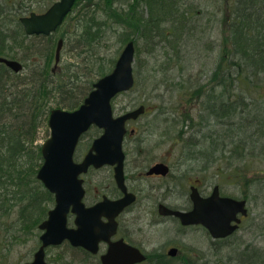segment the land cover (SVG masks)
Here are the masks:
<instances>
[{"label":"trees","instance_id":"trees-1","mask_svg":"<svg viewBox=\"0 0 264 264\" xmlns=\"http://www.w3.org/2000/svg\"><path fill=\"white\" fill-rule=\"evenodd\" d=\"M103 2L108 6L115 3L114 0ZM19 6L21 8H17L14 2L3 3V6L0 3V57L20 60L29 70L24 76L11 74L13 78L26 81L23 87L24 100L22 101V93L19 95L16 91L7 96L10 99L8 103L15 101L16 112H19L17 115L22 118L23 126L28 125L26 131L22 126L21 132L24 135L18 136L21 132L13 123L14 120L11 121L14 117L7 115L8 104L0 105V129L9 128L12 133V137H6L8 139L5 142L0 137V251L19 241V229L31 235L33 229H37L47 218L49 206L54 203V196L37 179L43 165L39 135L42 128H48L51 111L77 110L93 90L94 83L110 73L117 60H107L105 56L95 58L105 33L116 26L106 20L99 23L94 16L86 14L88 20L77 24L76 35L63 34L61 37L65 39L63 58L68 51L84 59L64 64L59 71L53 73L50 61L54 64L57 40L54 37H28L19 19L33 12L32 3ZM257 6L262 9V13L253 8ZM119 7L117 5L115 10L110 11H115L117 19L126 23L125 19L130 12L123 5L122 10ZM129 10L134 11L130 19L135 18L138 33L133 32L126 36L119 34L122 48L129 41H134L136 46H139V40L146 41L145 50L151 55L163 50V67L172 64L177 66L182 60L181 48L184 41L198 31L203 35L209 34L210 24L207 23L215 21L206 22L203 16L198 21L204 25H197L194 18L200 13L194 11V6H188V0H133ZM8 16L14 23L13 29L5 23ZM201 16L202 14L199 17ZM152 17L154 19L150 21ZM217 23L222 32L219 62L208 82L197 83L188 79L187 82H194L195 85L189 89L181 88V97L190 106L185 103L178 104L187 108L181 114L182 120L175 118L177 122L173 126L174 138L178 146L195 148L199 156L209 153L205 149L207 143L210 146L207 149L214 151L211 152L213 154H217L216 150H221L223 157L233 153L239 154L238 156L245 155V158L253 154L250 150L259 148L260 141L264 140V112L258 111L257 106L261 100V104L264 103V0H235L222 9ZM135 34H139L138 39H134ZM27 39L44 41L45 45L36 41L27 44ZM202 44V38H199L197 46ZM171 46L178 47L180 51L171 53ZM212 50L216 51L215 46ZM35 76H41L43 83L37 82V86L30 87L31 79ZM24 102L28 104L22 106ZM195 104L202 108L204 106L209 118L202 115L198 123L195 122L196 117L191 120V109ZM34 121L37 123L29 129ZM217 124H221L220 133L214 127ZM208 125L213 126L207 127ZM186 128L195 130L198 134H189ZM100 132L95 129L89 133V145ZM214 145L219 146L211 147ZM229 147H233V150L229 151ZM261 155L262 152L254 154L255 158ZM232 168V165L222 167L221 175L224 176L230 170L237 177L238 172ZM4 261L5 257L0 254V264Z\"/></svg>","mask_w":264,"mask_h":264},{"label":"rangeland","instance_id":"rangeland-1","mask_svg":"<svg viewBox=\"0 0 264 264\" xmlns=\"http://www.w3.org/2000/svg\"><path fill=\"white\" fill-rule=\"evenodd\" d=\"M38 1L39 0H0V3L3 6V3L6 4V2H9L11 4V2H14L17 8L20 7L19 4L26 5L27 3H32L31 11L42 12V3L44 2L38 3ZM114 1L115 3L112 6H108L103 0H78L74 11L68 17L66 24L62 27L57 36L59 35V37H62L63 34L76 35L77 24L88 20L86 14L94 16L99 23L106 20L109 24L116 27H113V30H109L105 33L103 40L98 46L95 58L98 59L105 56L107 60L111 58L117 59L123 50V45L121 46L118 35L122 33L123 36H126L133 32L138 33V30L136 29L137 23L135 22V18L130 19L134 11L129 10V6L133 3V0ZM234 1L235 0L231 2L225 0H188V6H194V11L199 12L200 15L202 14L201 17H199L200 15H196L194 18V22L197 25H204L202 22L198 21L203 16H205L206 22L207 20L208 22L211 20L215 21L207 23L210 24V28L208 29L209 34L203 35L201 31H198V33L193 34L190 39L188 38L186 39L187 41H184L182 46V60L177 66L172 64L163 67L162 57L160 60H156L154 55L146 52L144 43L139 40V46H137L139 50L136 51L134 63V72L138 84L133 91L126 95H120L113 103L114 112L117 116L135 109L140 105H145L147 107V114L138 122L131 123V125L129 124L128 126V128H137L139 131V134L135 137H131L130 141L126 144V148L129 152L131 148L135 146L150 147L148 149L151 150L156 146H166V148H169L168 146L174 148L178 146L176 144L177 140L174 138L173 126L175 122H177L175 118L182 120L181 114L187 108L185 105L180 107L178 104L185 103L190 106L186 102V99L181 97V88L186 87L189 89L190 86L192 87L195 85L194 82H187L186 80L188 79H193L197 83H206L211 79L214 69L219 62L221 50L222 32L221 26H219L217 22L220 18L222 9L225 8L226 5L229 6L230 3ZM223 2L226 3V5H224ZM117 5H120L119 8L121 10V6L123 5L128 13L130 12L129 16L125 19L128 25L119 21L117 16L112 13V10L110 11V9L115 10ZM253 8L260 13L263 12L259 6ZM216 13L217 16L215 15ZM120 15L122 14L120 13ZM108 17L111 18L108 19ZM5 23L9 24L10 29H13L14 23L10 20L9 16L5 19ZM84 26L85 25H83V27ZM138 35L139 34H135L134 39H138ZM199 38H202L203 43L200 47L197 46ZM27 40V44H33V41H36L45 45L44 41L34 39ZM214 46L216 49L215 52L212 50ZM83 59L84 57L67 51L60 68L63 67L64 64L82 61ZM50 63L52 67V60ZM1 69L0 67V70ZM28 71L29 70L25 69L23 74L26 75ZM219 90L220 88L217 89V92H219ZM259 102V104L256 103L259 107L258 111L264 112V103L261 104L263 102L262 100ZM203 109L205 110L204 106L202 108L200 105L195 104L191 109L193 113V118L191 120H194L196 117L195 122L198 123L202 115H204L205 118H209L208 111L205 110L203 112ZM202 126L204 127L205 125L202 124ZM209 126L213 125H208L207 127ZM214 127L217 132L220 133L222 131L221 124H217ZM186 130L192 132L191 129L186 128ZM189 134L192 133L189 132ZM49 135V128H42L38 143L42 145ZM90 140L91 137L87 135L79 145L82 157L87 152ZM260 142V147L257 149L252 148L253 151H250L253 154L247 155L245 158V155L238 156L239 154L233 153H228L223 157L221 155V150H216L215 152L217 154H213L211 152L214 151L207 149L210 148L209 144L205 143V149L209 151V153L201 154L203 158L199 161L200 165L197 166L196 162L193 164V160H190V163H186V167L184 166L188 178H186L183 173H179L178 170L175 172L179 174V176L174 180V185L177 186V188H175L174 192L176 196L173 198V201H170L171 205L183 206L186 204L185 197L189 185L191 182L196 184L197 181L202 182L200 185H203L204 189H209L207 192L208 194L211 193L215 185H219L223 196L242 200L246 199L248 201L250 210L249 217L244 221L241 229L235 235L227 242L218 245L216 255L214 246L208 235L204 237V235L197 230L189 232L190 237H192L194 241L198 240L201 242L200 249L203 253L201 264H264V140ZM218 146L219 145H214L211 147ZM80 149L78 150L79 152ZM82 149H84V151H82ZM231 150H233V147H229V151ZM258 152H262V155L255 158L254 154ZM134 158L135 155H132L131 161H133ZM191 165L195 166L194 171L193 169H187L192 167ZM229 165H232V169L238 172L237 177L232 175L230 170L224 176L221 175L223 172L221 168H226ZM244 175L247 177L244 178ZM93 179L94 187L100 189L102 179ZM172 187L174 186L172 185ZM94 190L95 189L91 186V191L93 192ZM53 204L49 206L50 209L54 207ZM144 232L148 233L149 230L146 228ZM18 235L21 238H19L17 243L0 251V254L5 257V261L1 264H24L27 261L33 260L34 253L39 248L40 243L39 237L41 232L39 228L33 229L31 235H27L23 230L19 229ZM64 249L65 250L62 248L60 250H50V259H54L56 255L62 252H66L67 256L70 257L66 247H64Z\"/></svg>","mask_w":264,"mask_h":264},{"label":"water","instance_id":"water-1","mask_svg":"<svg viewBox=\"0 0 264 264\" xmlns=\"http://www.w3.org/2000/svg\"><path fill=\"white\" fill-rule=\"evenodd\" d=\"M77 0H61L54 4L46 13L21 19L28 35L53 34L64 22ZM63 41L58 45L56 63L59 64ZM134 42H129L116 63L113 72L100 79L84 104L74 112L61 109L53 110L49 119L51 137L43 144L42 154L44 164L38 173V179L55 195L56 207L49 212V218L40 225L45 231L41 236L42 246L35 254L30 264H47L46 248L59 246L66 240L74 247H82L93 254L99 251V243L109 241L115 229L106 232L98 223L102 216L110 217L106 212L108 205L123 209L122 204L105 201L98 206L87 209L83 204L85 189L84 181L80 179L91 166L99 169L105 165L116 166L117 179L123 181V164L125 155L123 141L126 134V123L137 120L145 108L140 107L118 118H114L112 100L122 92L131 90L135 85L133 63L135 60ZM0 63L6 64L19 73L21 63L0 58ZM104 131L96 139L85 160L75 163L76 152L80 138L92 127ZM194 210L189 213L168 211V214L181 218L185 225L202 224L209 229L215 239L231 236L241 223L238 215H248L247 202L228 197H220L216 187L212 196L202 199L193 194ZM120 205V206H119ZM119 206V207H118ZM77 215V229L68 228V215ZM118 213V212H117ZM236 222V225H233ZM175 251L172 253L174 255ZM143 254L122 242L111 245L108 253L102 257L103 264H137L145 261Z\"/></svg>","mask_w":264,"mask_h":264},{"label":"flooded vegetation","instance_id":"flooded-vegetation-1","mask_svg":"<svg viewBox=\"0 0 264 264\" xmlns=\"http://www.w3.org/2000/svg\"><path fill=\"white\" fill-rule=\"evenodd\" d=\"M56 2L57 0L38 1V3H42L44 10L49 9ZM30 38L42 37L33 36ZM0 65L5 67L1 70L5 72L9 70L7 73L11 74L12 71L4 64ZM129 124L131 125V123ZM138 134L137 128H129L124 141L125 160L122 183L116 177V166L105 165L100 169L91 166L87 174L82 175L86 192L83 204L87 209L96 207L105 201L118 204L124 202L123 209L120 211L117 207L108 205L106 212L112 218L102 216L98 222L101 227L105 228L106 232L115 229V233L109 237V241H103L99 244L100 251L98 254H92L83 248L74 247L68 241L61 246L50 247L46 250L48 264H103L102 255L109 251L111 245L119 242L140 251L145 256L146 260L139 264H201L203 256L200 249L201 242L194 241L189 232L197 230L204 237L208 235L214 246L215 255L218 245L230 239H215L204 225H185L181 218L167 213L168 211L191 213L195 206L193 194H198L202 199H208L212 196L215 188L219 186L215 185L211 193L208 194L209 189H204V186L200 185V183L202 184L201 181H197L196 184L191 182L185 197L186 204L183 206L170 204V201H173L176 196L174 192L177 186L174 185V180L179 176L175 173L176 170L188 178L185 169L186 163L193 160V164L196 162L199 166V161L203 156L197 155L195 148L180 146L175 148L172 146H168L169 148L156 146L152 150L148 149L150 147L135 146L129 152L126 144L131 137ZM89 151L90 149L83 157L78 151L75 155V161L82 163ZM132 155H135L133 161H131ZM191 166L187 169H193L194 171L195 166ZM93 178L102 179L100 189L94 187ZM91 186L95 189L93 192ZM241 218L240 229L248 217ZM76 220L77 215L71 212L68 216V227L70 229L78 228ZM146 228L149 230L148 233L144 232ZM39 242L41 247L40 238ZM64 247L68 250L70 257L67 256L66 252H62L56 255L54 259H50V250H60L61 248L65 250ZM32 261H27L24 264H30Z\"/></svg>","mask_w":264,"mask_h":264},{"label":"bare ground","instance_id":"bare-ground-1","mask_svg":"<svg viewBox=\"0 0 264 264\" xmlns=\"http://www.w3.org/2000/svg\"><path fill=\"white\" fill-rule=\"evenodd\" d=\"M112 13L117 16L115 11H113ZM168 17H172V16H168ZM153 19H154L153 17L150 18V21H152ZM132 42H134V41H132ZM143 43H144L145 46H147L146 41H143ZM134 46H135V49L137 51V46H136L135 42H134ZM179 51L180 50L178 49V47H172V46L170 47V52L171 53L172 52H176L177 53ZM181 51H182V48H181ZM154 56H155L156 60H160L161 57L163 56V50H161V52L158 50L157 52H155ZM135 57H136V53H135ZM157 58H159V59H157ZM37 82H39V84H42L43 83V78L41 76L33 77L31 79L30 87L33 86V85L37 86L36 85ZM24 84H26V81L24 79H22V78H13V76L11 74L0 70V105H2L4 103L8 104L6 109L8 110L9 113L7 115H10L11 117H14V119L11 118V121L14 120L13 123L15 125H17V127L19 128V132H21L22 126L24 125V122H23L22 118L18 117V115H17V114H19V112H16V103H15V101H11L10 103H8L10 101V99L7 96H11V93L13 92V94H14V91H16L19 95H21V93H22V101H23L24 98H25L24 94H23V87H25ZM4 88L7 89V90L4 91ZM17 102H18V97H17ZM26 104H28V102H24L22 104V106L26 105ZM28 110H30V109H28ZM31 123L32 124L30 125L29 129H31V127H34L37 122L34 121V122H31ZM23 127H24V129L26 131L27 128H28V125L27 126L25 125ZM9 131H11L9 128L0 129V137L3 139L2 142H5V140L8 139L6 137H10L11 136L12 133L9 132ZM187 132L198 134L195 130L192 131V132L190 130H187ZM22 135H24V132H21L20 135H18V136L20 137ZM205 154H206V152H205ZM54 247H58V246H54Z\"/></svg>","mask_w":264,"mask_h":264}]
</instances>
